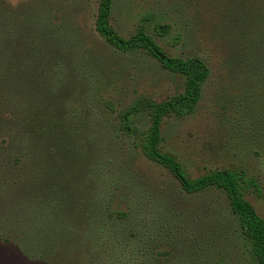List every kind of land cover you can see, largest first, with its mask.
Returning <instances> with one entry per match:
<instances>
[{"label":"rangeland","instance_id":"1","mask_svg":"<svg viewBox=\"0 0 264 264\" xmlns=\"http://www.w3.org/2000/svg\"><path fill=\"white\" fill-rule=\"evenodd\" d=\"M97 1L0 0V264H253L224 193L183 192L120 129L122 112L183 78L109 45ZM109 23L207 65L193 113L164 117L160 146L190 178L243 169L264 219V0H111Z\"/></svg>","mask_w":264,"mask_h":264},{"label":"trees","instance_id":"2","mask_svg":"<svg viewBox=\"0 0 264 264\" xmlns=\"http://www.w3.org/2000/svg\"><path fill=\"white\" fill-rule=\"evenodd\" d=\"M111 0H98L94 28L113 48L121 52L141 50L155 58L170 72L183 78L182 90L161 101L143 99L137 101L120 114L119 127L130 135L142 155L167 169L177 180L181 190L188 194L210 188L220 189L228 203L230 212L237 218L243 236L249 246L253 264H264V219L254 206L245 198L248 191L259 192L254 179L248 177L241 168L220 169L190 178L181 163L170 152L161 148L160 124L164 117L183 116L193 113L200 97L201 86L208 77L207 65L197 57L180 58L168 56L152 35L139 25L128 37H121L109 23ZM157 33L166 31V26H154ZM142 109L148 123L144 129L131 127L127 122L130 113Z\"/></svg>","mask_w":264,"mask_h":264}]
</instances>
